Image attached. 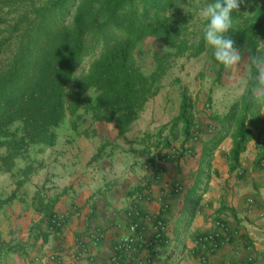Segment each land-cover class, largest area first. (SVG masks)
Listing matches in <instances>:
<instances>
[{
  "label": "crops",
  "instance_id": "0c3cea01",
  "mask_svg": "<svg viewBox=\"0 0 264 264\" xmlns=\"http://www.w3.org/2000/svg\"><path fill=\"white\" fill-rule=\"evenodd\" d=\"M231 90L226 87V106L213 99L207 110L196 105L194 117L212 125L210 119L232 105ZM256 97L259 120L249 123L255 137L264 136L263 88ZM179 106L178 87L159 91L122 134L115 123L89 134L81 129L86 134L79 136L67 129L54 147L39 149L47 157L24 162L37 167L32 176L19 178L17 165L10 173L0 166V264H107L131 236L128 214L134 211L142 215L143 239L155 233L147 217H160L167 227L168 245L138 257L148 264H240L248 258L264 264V146L251 140L232 170L226 155L233 130L212 150H206L211 136L184 144L181 127L171 134L169 126ZM41 187L54 216L65 218L61 229L47 226L36 202ZM217 221L229 242L205 259L194 239L215 232Z\"/></svg>",
  "mask_w": 264,
  "mask_h": 264
},
{
  "label": "trees",
  "instance_id": "16d2710c",
  "mask_svg": "<svg viewBox=\"0 0 264 264\" xmlns=\"http://www.w3.org/2000/svg\"><path fill=\"white\" fill-rule=\"evenodd\" d=\"M184 5L185 0H0L2 172L10 173L18 160L26 162L31 148L54 147L63 127L85 135L81 124L90 120L115 123L120 134L128 131L159 93L174 61L184 55L197 58L206 50L204 22L190 31L188 15L180 14ZM234 14L239 16L228 36L246 50L250 69L241 97L225 115L210 119L213 128L194 117L195 104L180 86L179 112L169 124L171 134L181 127L184 144L211 136L206 150L232 129L226 155L232 170L251 140L264 146L263 135L255 137L249 126L259 120L256 94L264 80V0H246ZM146 39L168 49L152 53L154 68L148 74L135 58ZM87 58H93L89 66L77 72ZM224 68L220 65L215 83ZM32 168L25 165L16 174L27 178ZM43 192L42 187L36 191V202L50 228L54 205L44 201Z\"/></svg>",
  "mask_w": 264,
  "mask_h": 264
},
{
  "label": "rangeland",
  "instance_id": "374dc122",
  "mask_svg": "<svg viewBox=\"0 0 264 264\" xmlns=\"http://www.w3.org/2000/svg\"><path fill=\"white\" fill-rule=\"evenodd\" d=\"M187 5L182 7L180 11L181 15H188V23L189 30L191 31L193 26L199 27V25L203 22L202 18L198 15L199 9L205 5V0H185ZM193 31V30H192ZM192 37V36H191ZM261 47H264V39L261 42ZM166 46H161L159 42L154 40L146 39L144 40L140 46L137 48L135 52V58L137 65L140 69L148 74L154 68V62L152 58V53L154 52H163L167 51ZM241 51V62L238 65L232 66L231 68H224L222 72V79L219 84L215 83V77L217 70L220 67V64L214 61L211 56L210 50L206 47V50L197 58L188 57V55H184L179 59H176L173 63V66L167 71L165 76L161 80V89L166 91H173L174 88L184 87L187 91L188 96L191 98V101L197 105L199 108H203V110H207V106L212 103V100L215 99L219 106H226V87L232 88V104L234 103V99L240 93V90L247 82L250 69L248 67V53L244 49H239ZM264 56V55H263ZM93 58H87L83 61L81 67L77 72L85 70L89 63ZM264 69V62L262 65ZM229 82V84H228ZM227 83V86H226ZM264 83V80H263ZM264 89V84L262 85ZM234 98V99H233ZM210 108V107H209ZM102 125L99 123H91L90 120H87L81 124V129H86L89 132L94 129L95 126ZM67 128L61 129L58 132V136L64 139V132ZM93 132V130H92ZM91 132V133H92ZM62 136V137H61ZM47 157V153L44 154L43 151H40L38 148H31L27 155V161H32L31 159H38L39 161ZM25 162V163H26ZM24 161L18 160L17 167H24ZM33 165V164H32ZM31 176L33 170L37 169L34 165L32 166ZM41 174H38L37 178L35 177V181H39Z\"/></svg>",
  "mask_w": 264,
  "mask_h": 264
},
{
  "label": "built area",
  "instance_id": "2783aa9c",
  "mask_svg": "<svg viewBox=\"0 0 264 264\" xmlns=\"http://www.w3.org/2000/svg\"><path fill=\"white\" fill-rule=\"evenodd\" d=\"M264 137H260V143L263 144ZM129 225L127 226L130 237H126L120 241L115 247L114 254L110 258L107 264H148V260L143 258V261L138 257H145L148 253L150 256H155L157 250L161 248L159 245L167 246L169 240L167 238V227L159 217L150 218L148 221L152 222L153 229L155 231L153 237L150 240L143 239L139 236L140 220L142 215L139 211H134L128 214ZM65 223L64 217L53 216L51 220L52 229L58 230L63 227ZM216 231L211 234L197 236L194 239V245L196 249L201 252V256L208 257L214 253L217 248L225 243L229 242V236L227 234L226 226L217 221L215 223ZM157 248V249H156ZM53 257L50 258L52 260ZM240 264H253L252 259L248 258Z\"/></svg>",
  "mask_w": 264,
  "mask_h": 264
},
{
  "label": "clouds",
  "instance_id": "9594fccd",
  "mask_svg": "<svg viewBox=\"0 0 264 264\" xmlns=\"http://www.w3.org/2000/svg\"><path fill=\"white\" fill-rule=\"evenodd\" d=\"M245 2L246 0H209L198 11L204 22L203 41L214 61L225 68H231L241 62V51L234 46V41L228 34L234 31V16H239L234 13L238 12ZM256 59L261 62L259 57Z\"/></svg>",
  "mask_w": 264,
  "mask_h": 264
}]
</instances>
